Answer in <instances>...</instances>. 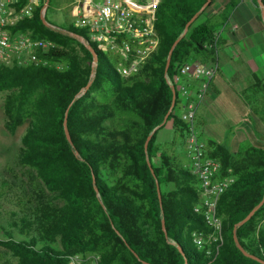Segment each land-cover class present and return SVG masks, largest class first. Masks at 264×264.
<instances>
[{
  "label": "trees",
  "instance_id": "16d2710c",
  "mask_svg": "<svg viewBox=\"0 0 264 264\" xmlns=\"http://www.w3.org/2000/svg\"><path fill=\"white\" fill-rule=\"evenodd\" d=\"M61 1L68 9L66 0H49L48 7H59ZM220 1L212 0L174 45L167 70L174 86L183 63H218V53L229 37L227 32L222 34L224 28L244 0ZM250 1L264 40L260 7L256 0ZM260 1L264 6V0ZM204 2L161 0L154 20L157 48L128 76L120 75L110 57L89 42L97 53L93 68L91 53L69 34L88 40L86 33L70 24L61 27L66 32L46 27L40 8L32 18L12 27V32L47 38L56 45L47 54L51 64L0 65L4 127L14 134L28 124L14 165L22 169L32 191L18 197L20 208L10 211L9 224L19 236L0 226L5 233L0 246L18 264H69L75 255L93 264H143L142 260L151 264H262L245 256L233 239L234 225L264 193V129L256 119L255 141L246 138L233 148L208 135L204 119L196 113L194 125L205 154L220 164L217 178L235 177L216 205L221 236L201 247L194 242V234L205 237L211 228L202 210H194L202 200L198 179L188 169V125L179 115L182 99L177 91L166 120L172 122L173 138L157 142V132L165 122L144 149L148 133L162 122L171 104L165 77L168 52ZM254 79L245 97L264 126V76ZM66 110L72 145L64 133ZM147 158L158 181L161 206ZM236 235L249 253L264 260V202L237 227Z\"/></svg>",
  "mask_w": 264,
  "mask_h": 264
},
{
  "label": "built area",
  "instance_id": "2783aa9c",
  "mask_svg": "<svg viewBox=\"0 0 264 264\" xmlns=\"http://www.w3.org/2000/svg\"><path fill=\"white\" fill-rule=\"evenodd\" d=\"M66 1L71 18L70 25L82 29L88 36V40L85 39L87 42H93L101 52L113 57L120 75L131 74L157 48L158 36L154 29V20L161 0ZM44 3L45 0H0V65L53 63L47 54L56 46L54 41L33 37L25 32H12L13 26L23 19L32 18L38 8L41 16ZM47 7L48 4L45 14ZM217 67V64L209 65L199 61L185 62L175 76L174 87L182 99L179 115L188 125V169L198 179V191L202 200V204L194 210H202L204 219L211 228L205 237L194 234L197 247L220 238L222 224L216 214L217 201L235 180L232 175L217 178L220 164L205 154L204 142L194 125L198 106L210 91ZM69 264L93 262H87L75 255L70 258Z\"/></svg>",
  "mask_w": 264,
  "mask_h": 264
},
{
  "label": "rangeland",
  "instance_id": "374dc122",
  "mask_svg": "<svg viewBox=\"0 0 264 264\" xmlns=\"http://www.w3.org/2000/svg\"><path fill=\"white\" fill-rule=\"evenodd\" d=\"M51 3H53V1ZM61 3L62 4H60L58 9L51 4L46 11L47 21L59 28L71 23L69 11L64 7L63 1H61ZM229 20L238 25L247 23L252 32H259L261 29V25L258 21L250 18L246 19V17L243 16L241 8L236 9L231 14ZM225 33L226 31L222 34ZM237 36L243 37L240 33L237 34ZM252 38V41L245 39V42L243 41L244 43H241L243 47H249L250 50L246 51L248 54L246 57H243L244 60L237 55L233 58L230 57L229 59L218 60V62L222 64L220 65L221 72L219 73V71H217L215 73V75L219 74L223 79H227L230 84H227V92L222 90L218 94L219 106H217V113L215 111L214 103L212 104V107L209 110L208 121L215 129V132H218V135L222 137L223 142L231 145L233 148L248 139L255 141V137L252 134L254 119H256L258 127L261 130L264 129V126L256 118L251 110L249 101L245 97L247 95L245 94L247 93L245 89L248 84L254 82V76L260 78L264 76V64H261L264 62V54L261 53L258 55L256 53L255 48L252 47V43H254L256 36H253ZM246 42L247 45L249 42L248 47ZM234 49L236 48L234 47ZM234 49H232V47L229 49L223 48L218 54L220 56L222 52H229ZM240 49L241 48H238V50ZM108 56L115 64L114 59L110 55ZM256 62L259 63L256 64ZM240 75H243V78L239 77ZM240 88L242 89L238 93ZM4 95L5 92L0 93V226L11 228L14 231V234L19 236L17 228L11 227L9 222L11 217L10 211L12 209L20 208L17 203V198L32 191V187L23 175L22 169L14 165L21 147L20 138L25 132L28 124L25 123L19 126L14 134L7 132L4 127V113L2 109ZM206 96L204 100L210 102L211 99ZM204 100L198 106V113H202L203 110L206 111L204 109ZM233 135H236V137L234 138ZM173 136L174 128L172 122L167 121L165 125L158 130L156 138L163 143L165 141H170ZM26 204H28V202H26ZM4 237L5 233L0 230V238ZM0 264H18L17 259L10 253V251L2 246H0Z\"/></svg>",
  "mask_w": 264,
  "mask_h": 264
},
{
  "label": "crops",
  "instance_id": "0c3cea01",
  "mask_svg": "<svg viewBox=\"0 0 264 264\" xmlns=\"http://www.w3.org/2000/svg\"><path fill=\"white\" fill-rule=\"evenodd\" d=\"M223 2H224V0L218 2V4L223 3ZM215 7H216V5H215ZM238 8L242 9L243 16H245L246 19L250 18L252 20L254 19L255 21H258L260 23V25H261V28H262V24H261V22L259 21V19L257 17L256 7L250 0H244V1L240 2L238 4V6L235 8V10L238 9ZM224 29L229 34L228 35L229 36L228 37V41L225 44L224 48L229 49L230 47H232V49H234V47H235L236 49H234L233 51H229V52H226V51L222 52L221 55L219 56V60L229 59L230 57L233 58L236 55L239 56L240 58H242V60H244L243 57H246V55L248 54V53H246V51L249 50V47H248L249 42H248V45H247V42H246V45H247L248 48L243 47V45L241 43H244L245 39H249L248 41H252V39H253L252 37L253 36H256V39H255L254 43H252L253 44L252 47L255 48L256 53L258 55H260L261 53L264 54V40H263V37H262V35L260 33L261 29H260L259 32H252L250 27H248L247 23H243L242 25H238V24L233 23L230 20H229L228 24L225 26ZM239 33L243 37L237 36V34H239ZM238 48H241V49L238 50ZM221 50H223V48ZM254 58H256V57H254ZM258 63L256 62V64H258ZM261 64H264V62L261 63ZM220 65H222V64H220L218 62L217 63V66H218L217 67V71H219V73L221 72ZM239 77L243 78V75L242 76L240 75ZM227 84H230L227 79H223L222 77L219 76V74H216L215 77H213L212 80H211L210 91H209V93L206 96V97L210 98L211 100H210V102L205 101V100L203 102V103H205L204 109L206 111L203 110L202 113H198V111H197V115L201 116L204 119V121H205V125L203 126L204 130L208 133V135L210 134V135L214 136L218 140H222V137L218 135L219 134L218 132H215V129L211 126L210 122L208 121L209 110L212 107V104L214 103L215 111L217 113V106H219V103H218V101H219V97L218 96L219 95L218 94L222 90H224L226 92L228 91ZM246 84H248V83H246ZM241 89L242 88H240L238 90V93L240 92ZM252 134L254 136V132H252ZM235 137H236V135L234 136V138ZM157 142L161 143L158 140H157Z\"/></svg>",
  "mask_w": 264,
  "mask_h": 264
},
{
  "label": "water",
  "instance_id": "95a60500",
  "mask_svg": "<svg viewBox=\"0 0 264 264\" xmlns=\"http://www.w3.org/2000/svg\"><path fill=\"white\" fill-rule=\"evenodd\" d=\"M212 0H206V2L203 3V5L200 7V9L186 22L185 24V27L183 29V31L181 32V34L179 35V37L174 41L172 47L170 48L169 52H168V55H167V59H166V64H165V77H166V80H167V83L169 84L170 86V89H171V92H172V98H171V104H170V107H169V110L166 112V114L164 115L163 117V120L160 124H158L157 126H155L147 135L146 137V140L144 142V149L145 151L147 150V144H148V141L150 140L152 134L154 133V131L163 123L166 122L167 120V117L170 113V111L172 110V108L174 107V104H175V100H176V90H175V87L174 85L169 81L168 79V76H167V70H168V67H169V64H170V58H171V53H172V49L174 47V45L178 42V40L180 39V37H182L187 29H188V26L189 24L208 6V4L211 2ZM49 3V0H45V3L43 5V10H42V13H41V21L42 23L46 26V27H50V28H53V29H56V30H60L62 32H66L64 29H59L58 27L50 24L47 19L45 18V7L47 6V4ZM256 3L257 5L260 7V15H261V19L263 21V24H264V6L262 4V2L260 0H256ZM71 36H73L74 38H76L78 41H80L81 43H83L85 45V47L88 49V51L91 53V56H92V65H93V68L97 62V53H96V50L95 48L89 43L87 42L83 37L75 34V33H69ZM90 84V81L88 82V84L86 85L85 88H87ZM63 127H64V133H65V136H66V139L68 140V142L72 145V140H71V137H70V134H69V131H68V127H67V110L65 112V115H64V120H63ZM75 155H78V152L77 151H74ZM147 164L150 168V171L151 173L153 174L154 178H155V182H156V188H157V194H158V198H159V202H160V206H161V194H160V189H159V185H158V181L156 179V175L154 173V170L151 166V163L149 162L148 158H147ZM94 188H95V191L97 193V188L96 186L94 185ZM98 195V193H97ZM264 202V193H263V196L261 198V200L241 219L239 220L233 227V239L235 241V244L236 246L238 247V249L247 257H250L254 260H257L258 262L264 264V260L259 258L258 256L254 255V254H251L249 253L238 241V238H237V235H236V230H237V227H239L240 225H242L243 223H245L248 219H250V217L254 214V212L263 204ZM161 227H162V230L165 234V236H167V231H166V228H165V221L164 219L162 218L161 219ZM128 248H130V250L133 252V254L138 258V255L137 253L129 246L127 245ZM142 263L143 264H151V263H148L147 261L145 260H142Z\"/></svg>",
  "mask_w": 264,
  "mask_h": 264
}]
</instances>
